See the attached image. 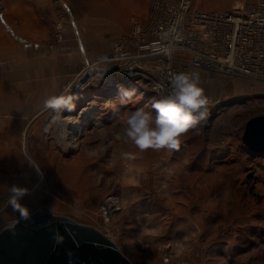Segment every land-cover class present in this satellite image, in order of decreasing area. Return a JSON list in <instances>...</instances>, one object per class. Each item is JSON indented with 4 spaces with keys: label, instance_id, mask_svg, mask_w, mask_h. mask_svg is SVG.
Instances as JSON below:
<instances>
[{
    "label": "rangeland",
    "instance_id": "1",
    "mask_svg": "<svg viewBox=\"0 0 264 264\" xmlns=\"http://www.w3.org/2000/svg\"><path fill=\"white\" fill-rule=\"evenodd\" d=\"M151 1L125 0L126 6L131 3L144 12L134 14L114 38L106 37L109 22L91 14L95 9L103 15L118 8L114 0H89L95 3L90 10L84 4L81 23L102 28L86 37L93 57L78 62L76 72L60 82H48L47 92L48 97L72 95L78 108L87 106L82 95L88 93L96 104L95 118L83 125L76 147H71L63 138V128L52 123L56 115L52 110L33 112L19 145L25 162L0 167L9 164L19 169L29 164L36 173L35 190L42 193L36 206L27 208L29 212L40 208L78 225L97 229L103 223L102 201L119 197L123 207L113 220L115 243L133 264H264V152L255 154L242 141L246 122L264 115V82L187 68L200 73L201 86L213 105L206 122L186 134L180 149L171 152H141L115 138L122 131L119 116L141 108L154 114L152 103L163 98L157 93L121 103L96 80L82 95L74 94L80 71L97 77L98 70L87 66L116 55L115 42L146 17ZM258 1L194 0V4L198 10H226L236 3ZM71 2L50 0L55 19L49 22L47 42L66 44L65 29L76 21ZM104 52L109 56L99 60L96 55ZM19 216L13 211L0 229Z\"/></svg>",
    "mask_w": 264,
    "mask_h": 264
},
{
    "label": "built area",
    "instance_id": "2",
    "mask_svg": "<svg viewBox=\"0 0 264 264\" xmlns=\"http://www.w3.org/2000/svg\"><path fill=\"white\" fill-rule=\"evenodd\" d=\"M150 5L146 17L115 42L114 57L87 66L98 70L97 77L80 71L74 80L76 96L97 80L107 95H118V85H123L135 90L133 98L156 93L165 97L172 76L187 68L264 82L263 0L216 11L198 10L194 0H152ZM165 48L171 56L164 54ZM99 207L103 223L97 230L114 243L113 220L121 201L113 195Z\"/></svg>",
    "mask_w": 264,
    "mask_h": 264
},
{
    "label": "crops",
    "instance_id": "3",
    "mask_svg": "<svg viewBox=\"0 0 264 264\" xmlns=\"http://www.w3.org/2000/svg\"><path fill=\"white\" fill-rule=\"evenodd\" d=\"M124 1L114 0L118 8L108 9L103 15L101 13L102 16L96 9L91 12L95 19L109 22L105 26L108 29L106 37L114 38L119 33V27L128 25L134 14L144 12L131 3L126 6ZM144 2L148 3V0ZM0 3V164H4L25 162L19 148L22 134L33 120V112L44 109L42 105L48 97V82L51 83L52 79L60 82L69 72H76L78 62L92 59L91 42L86 37L90 39L102 28L99 24L85 27L81 23L82 14H85L84 4H89L90 10L94 2L72 0L74 10L71 12H75L76 21L72 19L74 22L65 29L66 44L60 47L46 39L50 32L49 22L55 19L50 0H0ZM108 56L106 52L96 55L99 60ZM63 62L69 63L68 66H62ZM52 93L55 94V91ZM19 166V169L9 164L0 167V223L9 219L15 211L8 204L12 186L28 189L20 201L26 208L36 206L42 198V193L35 190L36 173L33 168L27 163ZM45 214L59 216L54 212ZM6 229H0V234Z\"/></svg>",
    "mask_w": 264,
    "mask_h": 264
},
{
    "label": "clouds",
    "instance_id": "4",
    "mask_svg": "<svg viewBox=\"0 0 264 264\" xmlns=\"http://www.w3.org/2000/svg\"><path fill=\"white\" fill-rule=\"evenodd\" d=\"M162 51L171 56L170 49ZM170 87V94L155 99L152 103L154 114L141 108L119 116L122 131L117 132L115 138L124 143L130 142L141 152L179 150L186 134L206 122L212 102L201 86L198 71L174 74ZM117 92L121 103H126L135 95L134 89H127L123 85H118ZM73 100L72 95H51L44 99L42 106L56 114L52 121L54 125L66 128L68 121L63 118L62 113L75 109ZM9 192L8 204L27 219L29 210L20 201L28 193V189L12 186ZM16 223L15 220L5 228H14Z\"/></svg>",
    "mask_w": 264,
    "mask_h": 264
},
{
    "label": "water",
    "instance_id": "5",
    "mask_svg": "<svg viewBox=\"0 0 264 264\" xmlns=\"http://www.w3.org/2000/svg\"><path fill=\"white\" fill-rule=\"evenodd\" d=\"M242 141L255 154L264 152V115L246 122ZM0 264L133 263L100 230L36 208L0 234Z\"/></svg>",
    "mask_w": 264,
    "mask_h": 264
},
{
    "label": "bare ground",
    "instance_id": "6",
    "mask_svg": "<svg viewBox=\"0 0 264 264\" xmlns=\"http://www.w3.org/2000/svg\"><path fill=\"white\" fill-rule=\"evenodd\" d=\"M82 96L83 99L88 101L87 106L83 108H78L74 103L75 109L73 111H65V113L67 112L70 113L68 114V116L63 117L65 120L68 121L67 127L63 128V133H62L63 138L66 141L68 140V143L71 147H76L73 144L77 140V133H80V130L83 128V125L90 123L91 120L95 118L94 115L95 107H96L95 102L90 100L88 95L84 94ZM115 98H118V96H115ZM74 113L77 116H73L72 114Z\"/></svg>",
    "mask_w": 264,
    "mask_h": 264
}]
</instances>
